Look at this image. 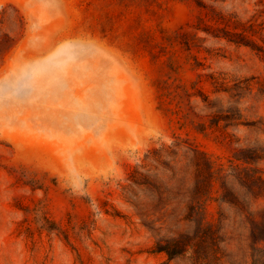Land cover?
Segmentation results:
<instances>
[{"label":"rangeland","instance_id":"rangeland-1","mask_svg":"<svg viewBox=\"0 0 264 264\" xmlns=\"http://www.w3.org/2000/svg\"><path fill=\"white\" fill-rule=\"evenodd\" d=\"M177 137L215 224L221 172L264 176V0H0V264H194L137 214V164Z\"/></svg>","mask_w":264,"mask_h":264},{"label":"trees","instance_id":"trees-1","mask_svg":"<svg viewBox=\"0 0 264 264\" xmlns=\"http://www.w3.org/2000/svg\"><path fill=\"white\" fill-rule=\"evenodd\" d=\"M212 167L204 150L178 137L137 164V214L155 237V250L194 264H264V176L238 164L221 172L220 209L212 224L204 207Z\"/></svg>","mask_w":264,"mask_h":264}]
</instances>
